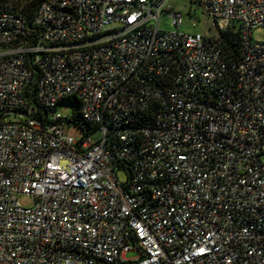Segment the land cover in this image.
I'll list each match as a JSON object with an SVG mask.
<instances>
[{
    "label": "built area",
    "instance_id": "2783aa9c",
    "mask_svg": "<svg viewBox=\"0 0 264 264\" xmlns=\"http://www.w3.org/2000/svg\"><path fill=\"white\" fill-rule=\"evenodd\" d=\"M166 1L0 10V264H264V0H198L203 35Z\"/></svg>",
    "mask_w": 264,
    "mask_h": 264
},
{
    "label": "rangeland",
    "instance_id": "374dc122",
    "mask_svg": "<svg viewBox=\"0 0 264 264\" xmlns=\"http://www.w3.org/2000/svg\"><path fill=\"white\" fill-rule=\"evenodd\" d=\"M197 1L198 0H167L166 2L182 13L181 29L183 31L203 35L208 33L210 29L213 31V23L210 20L203 18L197 7ZM193 23L195 26H192ZM159 27L160 29L165 30L171 28L169 21L166 20L164 15L160 16ZM262 37H264L263 27L255 28L252 31L253 41H259ZM73 109L74 105L72 103L63 102L57 105L56 112L59 113L62 118H68L72 114ZM63 136L74 141L87 139L91 143L96 142L100 138V134L95 129L84 130L77 125L67 124L65 122L63 124ZM117 177L119 181H124L126 179V174L122 170L117 173ZM32 202V199L28 196L21 197L18 200V203L23 207H30ZM134 256L135 253L130 252L125 255V258L132 259Z\"/></svg>",
    "mask_w": 264,
    "mask_h": 264
},
{
    "label": "trees",
    "instance_id": "16d2710c",
    "mask_svg": "<svg viewBox=\"0 0 264 264\" xmlns=\"http://www.w3.org/2000/svg\"><path fill=\"white\" fill-rule=\"evenodd\" d=\"M42 1L44 0H0V10H7L22 15L27 20L28 25H31L37 8ZM221 49L225 60L229 62L237 60L240 49L239 33L231 30L223 32L221 34ZM63 102L74 105L72 114L68 118H63L65 123L77 125L84 130L94 129L82 119L79 112V104L75 97L64 100L61 103Z\"/></svg>",
    "mask_w": 264,
    "mask_h": 264
}]
</instances>
